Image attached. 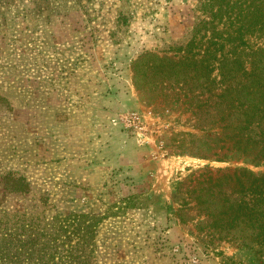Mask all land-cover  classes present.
I'll use <instances>...</instances> for the list:
<instances>
[{
  "label": "rangeland",
  "instance_id": "1",
  "mask_svg": "<svg viewBox=\"0 0 264 264\" xmlns=\"http://www.w3.org/2000/svg\"><path fill=\"white\" fill-rule=\"evenodd\" d=\"M197 3L0 0V213L96 214L93 264H264L182 202L191 174L264 171L197 155L209 116L150 69L183 55ZM8 172L29 192L4 188Z\"/></svg>",
  "mask_w": 264,
  "mask_h": 264
},
{
  "label": "trees",
  "instance_id": "2",
  "mask_svg": "<svg viewBox=\"0 0 264 264\" xmlns=\"http://www.w3.org/2000/svg\"><path fill=\"white\" fill-rule=\"evenodd\" d=\"M197 9L192 37L179 48L183 55L160 57V65L151 61L150 69L161 81L170 79L167 87L195 104L198 114L209 116L205 149L197 155L221 159L238 153L264 164V0H198ZM2 182L9 192L30 190L25 177L13 172ZM180 187L182 202H193L207 229L256 244L264 259V171H200ZM100 221L94 213L47 218L1 211L0 264H93Z\"/></svg>",
  "mask_w": 264,
  "mask_h": 264
}]
</instances>
